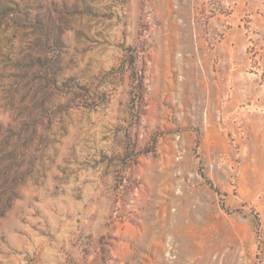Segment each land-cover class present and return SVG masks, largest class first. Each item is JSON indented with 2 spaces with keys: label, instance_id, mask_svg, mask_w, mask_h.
<instances>
[{
  "label": "rangeland",
  "instance_id": "obj_1",
  "mask_svg": "<svg viewBox=\"0 0 264 264\" xmlns=\"http://www.w3.org/2000/svg\"><path fill=\"white\" fill-rule=\"evenodd\" d=\"M0 264H264V0H0Z\"/></svg>",
  "mask_w": 264,
  "mask_h": 264
},
{
  "label": "trees",
  "instance_id": "obj_2",
  "mask_svg": "<svg viewBox=\"0 0 264 264\" xmlns=\"http://www.w3.org/2000/svg\"><path fill=\"white\" fill-rule=\"evenodd\" d=\"M142 89H143V79L142 77L141 78L139 77V80L137 81V90L140 94L142 92Z\"/></svg>",
  "mask_w": 264,
  "mask_h": 264
}]
</instances>
